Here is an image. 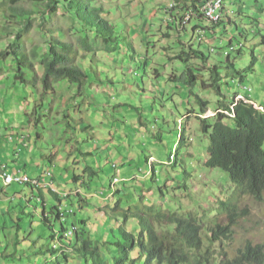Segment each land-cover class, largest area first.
I'll return each mask as SVG.
<instances>
[{
    "label": "rangeland",
    "instance_id": "1",
    "mask_svg": "<svg viewBox=\"0 0 264 264\" xmlns=\"http://www.w3.org/2000/svg\"><path fill=\"white\" fill-rule=\"evenodd\" d=\"M102 1L107 13L112 11L111 18L119 20L116 21L118 24L128 20L134 28L132 36L140 34L133 40L136 51L123 49L120 50L122 55L119 54V57L111 53H106L101 58L99 56L100 60L107 63L94 64V72L91 71L86 84L80 86L79 83H71L70 86L68 81L62 87L63 84L58 83V94L50 96L41 93L43 87L39 79L43 70L38 64L36 72L39 79L26 86L15 84L16 69L11 73L14 64L12 60L7 61L5 67L1 63L0 81L8 83V86L5 88L2 84L3 88L0 87V127H4L7 122L8 127L15 129L8 132L13 137H18V134L31 136L29 142H39V152L42 151L45 156L55 155L56 166L53 171L65 172L64 178L72 186L75 183L72 174L67 172L66 164L72 148L76 145L79 160L82 157L81 151L86 154L96 153L85 158L84 167L79 169L80 172L88 170L85 180L89 185L84 190L95 206L100 205V198L94 190L104 189L108 195L110 182L117 176L121 179L119 187L123 203H127L125 209L132 206L134 210L138 208L152 214V217H156L159 211L183 217L209 213L207 217H212L214 209V216L210 219L213 220L219 211V201H214L221 197L223 201L234 199L239 201L240 208L248 214L249 219L245 222L247 231H244L243 224L239 229L235 226L238 235L230 251H236L247 239L263 242L264 201L259 203L246 195L237 196L235 186L225 171L205 166L209 158L210 141L202 131L197 114L203 113L204 102H207L211 111H215L220 101L229 105L237 93L247 95V91L241 89V84L252 87L253 99L264 106V0H243L244 5L240 2L233 5L227 0L238 28L227 24V29L221 26L211 31L210 21L204 20V34L208 39L203 42L194 38L192 28L197 24L196 20L188 26L189 31L180 33L173 27L170 28L168 19H163L162 14H157V11L143 14L142 6L136 11L137 7L133 6L141 4L143 0ZM152 1L156 4L158 2ZM51 26L72 25L67 16L59 14ZM143 27H151L152 31L145 32ZM164 33H170L171 37L166 38ZM40 34L35 28L32 29L27 35L28 46L32 47L29 42L33 37L36 41H43ZM4 38L0 41V47H7L13 42L15 34L5 32ZM65 40L70 41L71 37L68 36ZM180 40L202 50L210 67L213 64L219 66L222 75L220 85L226 99L211 87L209 73L206 70L198 71L199 68L203 69L202 59L188 63L178 58L170 59L176 58V54L182 49ZM229 54L235 67H229L227 63L225 55ZM190 65L195 69L197 77L193 85L187 84L184 77ZM240 72L247 77L245 84L241 83ZM2 75H7V80H3ZM173 76L177 80L171 81ZM28 96L31 102L44 104L38 116L43 115L42 119H32L29 103L22 104L24 97ZM10 110L14 114V123L7 116ZM189 111L194 114H189ZM68 114L72 116L69 119L65 117ZM228 123L232 124L230 120ZM1 130L5 131L4 128ZM106 144H110L109 150H104L101 154L97 153L99 150L96 152L98 146ZM26 155L25 150L21 155L23 160ZM171 156H176L175 159L179 160H171ZM151 157L153 160L150 161ZM33 162L30 167H33ZM32 169L28 168L30 174L33 173ZM56 181L61 182L58 178ZM0 182L3 181L0 179ZM85 192H81L84 198ZM25 194L33 197L27 185H0V264H53L55 258L52 254L42 253L40 250L50 242V229L40 219L42 208L33 207L37 204L35 200L30 207H25L27 203L22 200ZM35 194L38 195V192ZM43 195L49 208L55 205V198L48 190L45 189ZM15 196L17 199L13 200ZM113 199L110 194L104 199V203ZM82 205L86 206V203L83 202ZM211 205L213 209H210ZM35 210L38 213L32 220L26 212H32L33 215ZM107 211L101 215V209L87 206L79 212L78 217L90 216L91 220L90 217L88 220L92 223V232L96 233L97 229L105 230V225L111 221L107 217ZM18 215L23 219L20 229L15 225L13 227V219L18 223ZM220 219L227 223L224 214L220 215ZM129 220L131 225L136 219L130 217ZM154 223L159 227L158 221ZM29 240L34 242L30 243ZM58 264H85V261L70 255L67 261L60 258Z\"/></svg>",
    "mask_w": 264,
    "mask_h": 264
},
{
    "label": "trees",
    "instance_id": "2",
    "mask_svg": "<svg viewBox=\"0 0 264 264\" xmlns=\"http://www.w3.org/2000/svg\"><path fill=\"white\" fill-rule=\"evenodd\" d=\"M199 1L204 2L205 0ZM104 5L102 0H0V29L2 32L0 41L5 39V32L15 34L13 42L7 47H0V64L12 60L14 62L13 69L9 68L8 70H11L12 73L16 69L15 84L26 86L39 79L38 72H36L38 64L43 70L39 81L43 87L41 93H44V96L58 94L56 90L58 83L63 84L62 87L68 81L70 86H72L71 83L73 85L79 83L80 86H83L90 78L91 71L94 72V64L107 63L100 60L99 56L101 58L106 53H111L119 57L120 50L123 49L136 51L133 38L140 34L132 36L134 28L131 23L125 20L118 24L119 20L111 18L112 11L107 13V8ZM187 5L189 4L187 3ZM191 7L198 11L197 0H191ZM59 14L67 16L72 26H51L54 18ZM39 19L41 20L39 21ZM37 21L39 23L36 26ZM212 23L209 27L211 29L221 26L226 28L224 21L218 24ZM136 26L138 27V23ZM34 28L41 32L43 41H36L33 37L29 42L32 44L30 47L27 35ZM145 32L148 31L145 30ZM68 36L71 37L70 41L65 40V38L68 39ZM74 37L75 39H73ZM230 42V46H232L233 40ZM226 57L229 67L234 66L231 54ZM177 58L186 63L202 59L203 69L199 68L198 71L207 70L211 76V87L220 96L223 95L220 85L222 75L219 66L217 64H213L212 67L207 66L208 62L202 50L195 48L192 44L185 45L176 58L170 59ZM6 65L1 64L3 67ZM1 69L0 67V71ZM184 77L187 84L193 85L197 77L195 69L191 65L186 69ZM6 78L7 75H4L3 80ZM174 79L175 76L171 78V81ZM0 84H3L5 88L8 86V83L4 84L3 81H0ZM35 99L37 101V98ZM28 100L29 96L28 98L24 97L22 104L28 103ZM222 103L219 102L220 105ZM233 104H236L233 116L222 112L215 118L197 116L201 121L203 133L208 135L210 141L209 158L205 162V166L209 169L218 168L225 171L235 186L237 196L246 195L262 203L264 201V110L246 104L244 101L236 102L235 98ZM204 105L206 106L207 102H204ZM43 107V103H36L34 111L37 116ZM221 107L232 111L231 105ZM189 113L194 112L190 111ZM42 117L43 115L37 118L42 119ZM65 117L70 118L69 114ZM228 120L232 124H229ZM81 153L86 154L82 151ZM87 174L88 170L73 174L75 185L67 196L62 197L50 188H45L55 198V206L47 208L46 204L33 205L35 208H42L40 219L50 229L49 241L59 239L57 247H49V252L53 256L57 254L63 261H67L70 255H74L82 258L85 264H264V244L253 246L252 240H248L245 248L238 250L236 259H231L223 246L219 247V254L218 250L214 248L206 252L203 251L207 247L206 237L202 233L203 224L199 219L191 217V220L186 221L182 216L162 211L156 213V217H152V214L145 213L138 208L134 210L132 206L125 209L127 203L124 204L123 197L120 196L115 199L112 205L100 207L104 213L108 208L111 210L107 211L111 221L106 224L105 231L100 233L102 231L97 229L96 233L92 232V223L89 221L91 217L82 216L79 218L78 210L93 206V204L81 194L74 192L78 189L80 182L83 181L82 186L87 183L85 180ZM28 186L32 187V190L39 191L40 195L43 194L44 189L35 188L31 184ZM237 198L239 199V197ZM66 201L68 206L75 210L73 224L78 227V231L73 238L65 236L67 225L64 220L62 222V217L64 219L66 213L61 211L60 205ZM83 202L86 203V206L82 205ZM32 203V201L29 202L25 207H30ZM236 204L231 205L234 210H237L238 204ZM22 205L24 204L22 203ZM36 213L38 211L35 210L33 215L32 212H26V215L31 216L33 220ZM130 217L136 219L131 225ZM17 218L19 226L13 219V227L15 225L20 229V222L23 219L20 215ZM155 221L159 222V227H161L159 229L168 228L167 226L170 224H176V226L174 231L163 232L162 230L160 232ZM61 224L62 234L57 238L54 227ZM226 226L229 227L230 224ZM226 226L217 224L214 227L216 241L221 238V234L227 237L229 232ZM231 240L229 239L228 243ZM28 242L34 241L29 240ZM60 243L64 247H61ZM66 248L71 252L65 251ZM60 258L57 257L54 263L58 264Z\"/></svg>",
    "mask_w": 264,
    "mask_h": 264
},
{
    "label": "clouds",
    "instance_id": "3",
    "mask_svg": "<svg viewBox=\"0 0 264 264\" xmlns=\"http://www.w3.org/2000/svg\"><path fill=\"white\" fill-rule=\"evenodd\" d=\"M177 1V3H176V5H175V7L173 8V9H170L169 8V5L171 4V2H172V0L171 1H169L168 2V4H167V7H165V13L168 15H166L167 16V19H168V17H170L171 19L174 17V14L178 17V19H176L175 20V26H176V28L174 27V25L173 26H170V28H174L177 32H180V33H182V32H184V31H186L187 29H188V26L194 21V20H197L199 23L197 24V26H196V28H195V35H194V38L195 39H198L200 42H203V41H205L206 39H208L207 38V36H205V34H204V32L206 31V27H204V25H203V21L204 20H209L208 18H206L205 16H204V14H203V12H201V6L207 1V0H205L204 2L203 1H199V0H197V8H198V11H196L194 8H192L191 7V0H176ZM237 2H240L241 4H245V2L243 1V0H235V1H233V0H230V4H233V5H235ZM187 3L189 4V5H187ZM182 4L184 5V9L186 10V12L183 14V15H178L177 13H176V11L182 6ZM229 3H228V1L227 0H225V6H224V10H223V15H222V19L219 21V22H215V21H213V23H212V20H209L210 21V23H212V24H218V23H220V22H222V21H224V23L226 24L225 25V29H227V24L228 25H230L229 23H233V21H235L234 20V16L232 15V13H231V11H230V9L228 8V5H230ZM187 15H191V18L189 19V21L187 22V23H185L184 24V19H185V17L187 16ZM230 27V26H229ZM211 29V28H210ZM211 31H215V29H211ZM148 32H150V31H148ZM166 34H170V33H164V35L166 36V38H168V37H171V34L168 36V35H166ZM133 40H134V38H133ZM231 40H233V38L231 39ZM230 40V41H231ZM181 41V40H180ZM231 43V42H230ZM135 44V43H134ZM181 44H182V49L185 47V45H187L186 43L185 44H183L182 43V41H181ZM135 50H136V46H135ZM181 51V50H180ZM179 53V52H178ZM176 56H177V54H176ZM225 56H227V55H225ZM209 66V65H208ZM234 67H235V64H234ZM207 71V70H206ZM208 72V71H207ZM240 76H241V83H243V84H245L244 83V81L247 79V77H246V75L245 74H243V73H241L240 72ZM176 80H177V78H175ZM241 89H243V90H246L247 91V95H244L243 93H237L235 96H234V98L236 99V102H238V101H244L246 104H250V105H253L255 108H258V109H261V110H264V106L262 105V104H259L258 102H256L253 98H254V90H253V88L252 87H247V86H243L242 84H241ZM257 93H255V95H256ZM222 97L223 98H227V96L226 95H222ZM72 98V97H71ZM70 98V99H71ZM234 98H233V100H234ZM233 100H232V102L231 103H229V105H231V109H232V111H229V110H226L224 107H221V106H225V105H227L224 101H223V103H222V105H220L219 104V107H218V109L217 110H215V111H211L209 108H208V104L205 106H203V110H202V112L203 113H201V114H197V116H200L201 118H215L219 113H225V114H230L231 116H233V114H234V112H233V110H234V107H235V105L236 104H233ZM260 105V106H259ZM74 108H76V110H78L79 109V107H74ZM222 108V109H221ZM190 112V111H189ZM35 114V111H34V113L32 114V119H33V117L35 118V117H38L36 114V116H33ZM189 114H194V113H189ZM69 117H72V116H70V114H69ZM43 118V117H42ZM183 135H182V139H183ZM68 144L69 143H67V146H68ZM100 147V146H99ZM97 149V148H96ZM98 150V149H97ZM77 149H76V145L72 148V150L70 151V154H69V158H70V156L71 155H75L76 157L75 158H77L78 159V156L76 155V153H77ZM98 153V152H97ZM81 154V159H82V164H83V156H84V154H82V153H80ZM50 155H52V154H50ZM87 156H89V155H86V158H88ZM175 157L176 156H171V160H175L176 162H177V160H179L178 158H176L175 159ZM44 158H46V159H48V161L46 162V165L48 166V168L49 169H47L45 172H44V174L42 175V176H40V177H30L29 175H27V173H26V176H28L29 177V181H26V182H12V183H7L6 182V179H5V176H4V174H0V178H1V180L3 181V182H1L2 183V185H1V187L3 186V185H5V186H11V185H13V184H21V185H27L28 186V184H31L32 186H34L35 188H42V189H44L45 190V188H50L53 192H56V193H59L62 197H64V196H67L68 194H70V191H65V192H59L58 191V189H57V186H56V184H55V182H57L56 181V178H55V175H54V167L56 166L55 165V162H56V156L55 155H53L52 157H47V156H44ZM152 158L153 157H151V159H150V161L152 160ZM79 160V159H78ZM77 160V161H78ZM67 172H69L70 174H72V177H73V174H77L78 173V171L75 169L74 171L72 170V172L71 171H67ZM15 173V172H14ZM14 173H9V174H12V175H23V174H25V173H23V171H20V173L19 174H14ZM23 173V174H22ZM120 178L117 176V177H115V178H113V180L110 182V188H112V186L114 187V188H116V193H115V196H116V198H120V197H123V195H122V193L120 192V187H119V184L121 183L120 182ZM231 181V180H230ZM83 182V181H82ZM82 182H80L81 184L79 185V187H78V189L76 190V191H74V192H77V193H79V194H81V192L82 191H84L85 192V188H87L88 187V185H89V183H86V184H84L83 186H82ZM4 183V184H3ZM59 184H61L62 186L64 185L62 182H58ZM29 187V186H28ZM30 188V190H31V192L33 193V197H29V195H27V194H25L24 196H23V198H22V200H24V202H31V201H33V200H35L39 205H44V204H46V206H47V208H49L48 207V202L46 201V197L42 194V195H40V193H39V191H37V190H32L31 188L32 187H29ZM43 190V191H44ZM47 190V189H46ZM94 191H97L95 194L99 197V195L100 194H98L99 193V190L98 189H96V190H94ZM35 192H38V195H36L35 194ZM76 193V194H77ZM85 193H86V195H85ZM84 193V195H85V199L86 200H88L89 202H91L92 203V201L93 200H91V199H89L88 198V193L87 192H85ZM82 195V194H81ZM120 196V197H119ZM116 198H114L111 202H109V203H104V205L103 206H95V204L94 203H92L93 204V206H88V208L89 207H94V208H97V209H100V207H105V206H107V205H111V203L113 204L114 203V201H115V199ZM15 199H17V196H15V198H14V200ZM123 199V198H122ZM43 200V201H42ZM233 200V202H231ZM219 201V202H218ZM102 202H104V200L102 201ZM215 202H218V207H219V211L216 213V214H218V216L215 218V219H213V220H210V219H212V217L214 216V209L212 208V205L215 203ZM235 202V203H234ZM27 203V204H28ZM214 203L211 205V207H210V209H213V211H212V213H213V216L212 217H207V215L209 214V213H201V214H196V215H194V214H192V215H190V216H187V217H184L185 219H186V221H188V220H191V217H194V218H197V219H199V221L203 224V230H202V233L203 234H205V237H206V248L203 250V251H206V252H209V251H211V250H213V248L214 249H216V250H218L217 252H218V254H219V247H221V246H223L224 247V249H225V251L228 253V255L231 257V259H236L237 258V256H238V250L240 249V248H245V245H246V243L248 242V240H252V245L254 246V245H258V244H264V241L263 242H257L255 239H247L242 245H240L239 246V248L236 250V251H230V249L232 248V246L234 245V243H235V241L237 240V235H238V232H236V228H235V226H237V229H239V226L241 225V224H243V229H244V231H247V230H245V222L249 219V217H248V214H246L241 208H240V206H239V201H236V200H234V199H229L228 201H223V197H221V198H218V200H215L214 201ZM238 205H237V204ZM232 204H236L237 205V210H234L233 208H232ZM55 205H56V203H55ZM55 205H53V206H55ZM57 205H60V204H57ZM52 206V207H53ZM60 209H61V211L62 212H64V213H66V217L63 219V217H62V222H63V220H64V222L66 223V225H67V228H66V231H65V236L67 237V238H73L74 237V235L76 234V232L78 231V227L75 225V224H73V221H74V217H73V213H74V208L73 207H71V206H68V204H67V201L66 202H64L62 205H60ZM109 209V208H108ZM49 210V209H48ZM82 210V209H81ZM81 210H78V214H79V212L81 211ZM99 211V210H98ZM100 213V212H99ZM211 213V212H210ZM102 214H105L104 212H102L101 213V215ZM222 214H224L225 215V222H227V223H224L221 219H220V215H222ZM108 217V216H107ZM183 217V216H182ZM217 224H220V225H228V224H230V226L228 227V226H226V227H228V232L229 233H227V237H225L223 234H221V238L220 239H218V241H216L214 238H215V234H214V232H213V229H214V227L217 225ZM61 226H62V224L60 225V226H55L54 227V232H55V234H56V236H57V238H59L60 236H61V234H62V232L60 231L61 229ZM106 226V225H105ZM175 226H176V224H170V225H168L167 227L168 228H162V229H159V228H161V227H158V231L159 230H163V232L164 231H166V230H173L174 231V229H175ZM103 231H105L104 229L102 230V232H100V233H103ZM160 232H162V231H160ZM56 238V239H57ZM229 239H232L231 240V242L230 243H228V241H229ZM59 240V239H58ZM58 240H55V239H52L50 242H49V244L47 245V246H42V248L43 249H40V250H42L41 252L43 253V252H46V253H48V254H51L50 252H49V247H52L53 246V248H55V247H57L58 245H59V243L57 242ZM222 242V243H221ZM60 246L61 247H64V245L63 244H61L60 243ZM68 251V252H71V250L70 249H68V248H66L65 249V251ZM60 253H62V252H60ZM52 256H53V254H52ZM55 259H54V262L57 260V257H59L60 258V256L59 255H54L53 256ZM70 257V256H69ZM62 261H63V259H62ZM54 262H53V264H54ZM56 264V263H55Z\"/></svg>",
    "mask_w": 264,
    "mask_h": 264
},
{
    "label": "crops",
    "instance_id": "4",
    "mask_svg": "<svg viewBox=\"0 0 264 264\" xmlns=\"http://www.w3.org/2000/svg\"><path fill=\"white\" fill-rule=\"evenodd\" d=\"M158 1L157 4L155 3V1L148 2L146 0H143L141 2V4H137L136 6L133 7H137L135 8V10H139L142 6V8L144 9V13L143 14H148L149 12H151L152 10L157 11V14H162V16L164 17L163 19H167V14L165 13V7H167V4L169 1L171 0H156ZM145 3V6H144ZM119 8V6H118ZM123 8V7H122ZM124 9V8H123ZM186 12V10L184 9V5L182 4V6L176 11V13L178 15H183ZM167 15V16H166ZM178 19V17L174 14V17L171 19L170 17H168V22H169V26H173L176 28L175 26V20ZM197 21V20H196ZM199 22L197 21V24ZM197 24L192 28V31L195 33V28L197 26ZM229 26H236L238 28V25L236 24L235 21H233V23H229ZM144 30L146 31H152L151 27H143ZM189 31V28L186 30ZM140 36V35H139ZM235 38V37H234ZM183 44H185V42L182 41ZM111 85V84H110ZM2 86V84H0V87ZM3 88V87H1ZM30 104V113L33 114L35 107H36V103L31 102L30 100L27 101ZM8 118H10L13 123H14V114L13 111L10 110L7 113ZM33 125V124H32ZM9 124L6 122L4 127H0V174H9V173H14V174H19L20 171H23V175H29L30 177H40L44 174V172L49 169L48 166L46 165V162L48 161V159L44 158L45 154L41 152H39L41 150V148L39 147V142L38 144L35 143H30L29 142V138H32L31 136L26 137L25 135H20L18 134V137H13L10 133H8L9 131L13 132L15 131L14 127H8ZM24 126V125H21ZM31 126V122H29V127ZM34 127V126H32ZM90 127V126H88ZM2 128L5 129V131L3 132V130H1ZM3 140L5 142H3ZM64 147V146H63ZM67 147V145H66ZM110 147V144H106L103 147H97V149L99 150L98 153H102V151L104 150H109L108 148ZM12 149V150H11ZM27 152L26 155V159L23 160L21 155L23 153V151ZM96 150V152L98 151ZM96 153H88L89 156H87L88 158L90 156H94ZM52 157V155H47V157ZM76 156L71 155V157L67 160L66 164H68V171L72 170L74 171L75 169L78 171V174L80 172V168L84 167L82 164V159L81 160H75ZM7 158V159H6ZM86 158V154H84L83 156V160ZM9 160V162H5ZM153 160V158H152ZM34 161V162H33ZM33 162V167H30V164ZM87 162V161H86ZM89 162V161H88ZM73 166V167H72ZM86 166V165H85ZM28 168H33V173L30 174V172L28 171ZM70 168V169H69ZM55 178L61 180V182L63 181L66 185L64 187L59 184L58 182H55L57 189L59 192H65V191H71L73 186L70 185V181H68L67 179L64 178L65 172L62 173H57L54 172ZM1 177V176H0ZM1 179V178H0ZM81 184V183H80ZM0 185H2V183L0 182ZM21 185V184H19ZM79 185V184H78ZM24 186V185H21ZM3 187V186H2ZM96 187H99V185L96 184ZM99 190V198H100V206L104 205V202H102L105 198L108 197V195L112 194L113 198H116L115 193H116V188H114L112 186V188H110V192L107 195V192L104 189H98ZM86 195V193H85ZM43 201V200H42Z\"/></svg>",
    "mask_w": 264,
    "mask_h": 264
},
{
    "label": "built area",
    "instance_id": "5",
    "mask_svg": "<svg viewBox=\"0 0 264 264\" xmlns=\"http://www.w3.org/2000/svg\"><path fill=\"white\" fill-rule=\"evenodd\" d=\"M222 3H225V1H223ZM175 6H170V9H173ZM204 16L206 18H208L209 20L215 21V22H219V12H218V3H212V6L209 10L207 11H202ZM191 18V15H190ZM6 182H25L24 181V177L21 175H12V174H4Z\"/></svg>",
    "mask_w": 264,
    "mask_h": 264
},
{
    "label": "bare ground",
    "instance_id": "6",
    "mask_svg": "<svg viewBox=\"0 0 264 264\" xmlns=\"http://www.w3.org/2000/svg\"><path fill=\"white\" fill-rule=\"evenodd\" d=\"M223 1L225 0H207L202 6H201V12L202 11H207L211 8L212 6V3H218V12H219V21L222 19V15H223V10H224V6H225V3H222ZM235 1V0H233ZM177 3L176 0H172L170 6H175ZM190 19V15H187L184 19V24L187 23ZM24 177V181H27L29 180V177L26 176V175H21ZM9 183H12V182H9ZM22 183V182H21Z\"/></svg>",
    "mask_w": 264,
    "mask_h": 264
}]
</instances>
